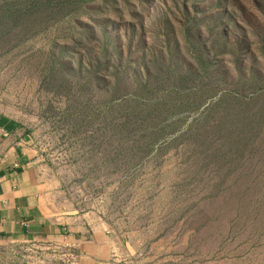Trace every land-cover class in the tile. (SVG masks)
<instances>
[{
	"label": "rangeland",
	"instance_id": "1",
	"mask_svg": "<svg viewBox=\"0 0 264 264\" xmlns=\"http://www.w3.org/2000/svg\"><path fill=\"white\" fill-rule=\"evenodd\" d=\"M0 122L93 264H264V0H0Z\"/></svg>",
	"mask_w": 264,
	"mask_h": 264
},
{
	"label": "crops",
	"instance_id": "2",
	"mask_svg": "<svg viewBox=\"0 0 264 264\" xmlns=\"http://www.w3.org/2000/svg\"><path fill=\"white\" fill-rule=\"evenodd\" d=\"M7 126L0 122V264L16 244L45 240H66L75 247L74 264H93L104 256L105 243L75 239L77 219L65 213L33 150Z\"/></svg>",
	"mask_w": 264,
	"mask_h": 264
}]
</instances>
